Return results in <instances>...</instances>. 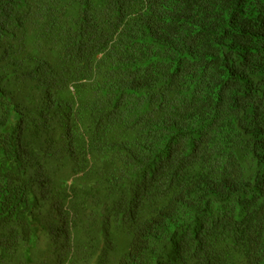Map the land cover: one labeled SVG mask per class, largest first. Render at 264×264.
Masks as SVG:
<instances>
[{"label":"trees","instance_id":"16d2710c","mask_svg":"<svg viewBox=\"0 0 264 264\" xmlns=\"http://www.w3.org/2000/svg\"><path fill=\"white\" fill-rule=\"evenodd\" d=\"M0 264H264V0H0Z\"/></svg>","mask_w":264,"mask_h":264}]
</instances>
